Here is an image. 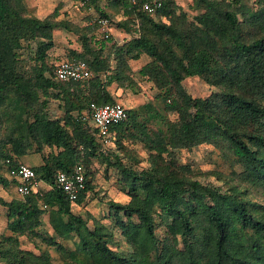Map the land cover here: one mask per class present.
<instances>
[{
  "label": "trees",
  "instance_id": "obj_1",
  "mask_svg": "<svg viewBox=\"0 0 264 264\" xmlns=\"http://www.w3.org/2000/svg\"><path fill=\"white\" fill-rule=\"evenodd\" d=\"M86 1L108 18L98 0ZM109 1L131 17L127 0ZM162 2L154 16L134 12L138 31L132 34L126 27L129 38L123 43L88 25L92 37L83 36V51L70 57L86 61L92 77L60 82L46 58L54 46L53 30L62 24L53 16H29L23 0H0V185L14 189L11 171L34 151L42 162L27 166L49 186L46 192L9 202L0 198L9 232L0 235V264H49L46 252L35 256L19 243L21 236L42 237L46 209L68 218L56 233L79 238L81 248L69 256L78 264H264V0H194L202 12L181 24L172 18L173 0ZM141 54L151 61L139 74L158 94L126 109L127 118L112 127L119 150L112 156L96 129L78 115L91 104L113 103L112 84L132 87L128 60ZM27 62L33 63L29 74L19 66ZM194 76L209 77L217 91L191 98L181 82ZM48 99L59 102L61 119L48 118ZM125 141L143 145L148 167L135 171L122 164V158H139ZM201 144L213 145L229 165L227 177L216 175L224 187L204 183L179 161L181 150ZM93 161L113 167L130 198L126 204L108 201L118 241L113 230L98 222L89 228L71 209L94 192ZM77 164L85 171V190L70 202L54 176L70 174Z\"/></svg>",
  "mask_w": 264,
  "mask_h": 264
},
{
  "label": "rangeland",
  "instance_id": "obj_2",
  "mask_svg": "<svg viewBox=\"0 0 264 264\" xmlns=\"http://www.w3.org/2000/svg\"><path fill=\"white\" fill-rule=\"evenodd\" d=\"M173 2L175 9L172 18L180 24L182 22H193L194 17L202 12L194 7V0H173ZM22 5L25 13L31 17L44 20L53 16L54 20H51L62 24L53 30L54 46L48 51L46 58L48 67L53 66L63 58L73 56V53L82 52V37L84 36L88 40L92 37L93 31L88 25H91L92 21L99 16L95 6L86 0H23ZM98 5L111 20V36L115 41L123 43L124 39L129 38V34L125 30L126 27L132 31V34L137 33L139 28L137 20L124 15L119 5L109 0H98ZM154 19L156 21L160 20L157 17H154ZM161 21L169 23L170 19L161 17ZM150 61L151 59L144 54H141L137 59L128 60L132 87H129L128 83H124L120 87L116 84L108 87L109 93L126 109H136L149 101H153L158 94V89L154 84L139 74V70ZM112 65L114 67L115 61H112ZM19 66L23 72L29 74L33 63L27 62V64H19ZM49 75V73H46V76ZM181 85L185 92L194 99L207 98L211 93L217 91V88L211 84V79L206 76L185 78ZM46 113L48 118L53 120L61 119L63 116L59 102L52 99H48ZM169 118L175 120L176 116L169 114ZM124 145L133 155L139 158L135 160L127 157L122 158L123 165L135 171L148 167L147 151L142 144H132L130 141H125ZM106 151L111 152L112 156L119 152L116 145L106 148ZM49 152V148L45 147L43 149L44 154ZM20 161L31 167L42 162L41 155L34 151H29L26 156L20 158ZM179 161L182 164L190 165L196 173H199L198 176L201 177V181L216 186H222V182L217 180L216 175L227 177L230 171V167L221 156V153L213 145L208 144H201L189 150H181ZM90 172L94 192L88 193L80 205H73L72 212L85 220L89 228L93 227L94 222L104 224L107 228L113 230L115 241H118L120 238L119 232L112 225L113 218L109 216L108 201L126 204L130 198L127 192L121 189L120 183L118 184L120 175L113 167H108L106 163L93 161ZM3 174L7 177L6 172H3ZM203 175L207 176L203 177ZM40 181L42 182L40 191L46 192L49 186L42 180ZM15 197L20 198L12 186L3 188L0 185V198L9 202ZM63 220L68 221V218L59 216L56 211L46 209L41 217L40 231L42 237H19L20 249L35 256H40L43 251L46 252L49 264H78L72 262L69 256L70 252L81 248L79 238L74 233L68 234L64 238L56 233V226L61 225ZM6 222L5 209L0 206V235L9 233L6 230ZM71 222H74V220H71ZM79 227L81 233L85 235L84 225ZM49 238L53 239L56 244H51Z\"/></svg>",
  "mask_w": 264,
  "mask_h": 264
},
{
  "label": "built area",
  "instance_id": "obj_3",
  "mask_svg": "<svg viewBox=\"0 0 264 264\" xmlns=\"http://www.w3.org/2000/svg\"><path fill=\"white\" fill-rule=\"evenodd\" d=\"M162 0H127V9L134 18V12L142 10L154 16L162 8ZM96 31L104 38L112 34L111 22L108 18L97 16L91 23ZM54 76L60 82H82L90 79L92 73L89 65L83 59L69 57L59 60L54 64ZM82 122L91 124L96 129V136L104 148L113 145L114 132L112 127L123 122L127 118L126 108L114 101L110 104H91L88 111L78 115ZM10 178L16 181L14 191L17 195L24 197L31 194H40L41 181L34 169L20 164L14 171H11ZM85 171L81 164L75 165L72 172H57L54 182L58 189L67 197L70 202L79 199L80 194L85 190Z\"/></svg>",
  "mask_w": 264,
  "mask_h": 264
},
{
  "label": "crops",
  "instance_id": "obj_4",
  "mask_svg": "<svg viewBox=\"0 0 264 264\" xmlns=\"http://www.w3.org/2000/svg\"><path fill=\"white\" fill-rule=\"evenodd\" d=\"M98 33V32H97ZM112 37V36H111ZM114 40V39H113ZM66 58H68V57H66ZM64 59V58H63ZM62 60V59H61ZM114 101H117V100H114Z\"/></svg>",
  "mask_w": 264,
  "mask_h": 264
}]
</instances>
